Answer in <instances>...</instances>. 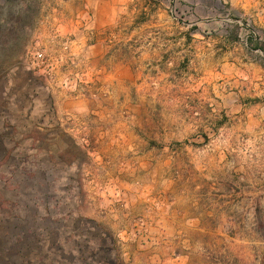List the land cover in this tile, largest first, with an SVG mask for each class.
Returning a JSON list of instances; mask_svg holds the SVG:
<instances>
[{"label":"rangeland","instance_id":"rangeland-1","mask_svg":"<svg viewBox=\"0 0 264 264\" xmlns=\"http://www.w3.org/2000/svg\"><path fill=\"white\" fill-rule=\"evenodd\" d=\"M90 1L0 0V264H264V31L227 0H104L62 68Z\"/></svg>","mask_w":264,"mask_h":264},{"label":"crops","instance_id":"crops-1","mask_svg":"<svg viewBox=\"0 0 264 264\" xmlns=\"http://www.w3.org/2000/svg\"><path fill=\"white\" fill-rule=\"evenodd\" d=\"M104 3V0H93V2L90 3L89 7L95 14V20L93 23L87 21V16H83V18L76 21L75 28L77 29V40L73 42L72 46L70 47L69 58L64 54L60 56L59 61H61V63L58 65H61L62 68L63 66L69 64L68 59L72 60V55L78 56L80 48L78 46V42L81 43L80 37L83 34H88L91 29H94V31L97 32H103L110 28V23L102 18L104 13ZM227 3L229 4V7L233 12L245 17L247 21L249 20L255 27H258L264 31V0H227ZM97 51L99 50L95 48L94 55H98ZM67 68L68 70L70 69V67ZM225 69L227 70L226 73L231 75V77H228L229 79L235 77L234 72L237 69V66L235 64H227L225 66ZM72 72L74 71L72 70ZM258 84H262L264 89V82H259ZM43 89L47 91V93L51 91L50 87L48 86L47 88L44 87ZM55 98L58 104L63 106V104L60 102V98ZM71 105H73L72 102ZM259 110L261 113V107H259ZM63 113L64 112H62V115ZM247 119L248 120L245 121V124L247 125V129L249 131L248 143L249 141L251 143L248 148H242L243 150L241 149V152L247 155L249 158L251 166L248 169H252V164H254L253 169H255L259 173L254 178L249 176V186L259 187L262 190L258 193H250L251 198L249 200L252 202H264V111L263 114L250 115Z\"/></svg>","mask_w":264,"mask_h":264},{"label":"built area","instance_id":"built-area-1","mask_svg":"<svg viewBox=\"0 0 264 264\" xmlns=\"http://www.w3.org/2000/svg\"><path fill=\"white\" fill-rule=\"evenodd\" d=\"M39 57H42V55H39Z\"/></svg>","mask_w":264,"mask_h":264}]
</instances>
